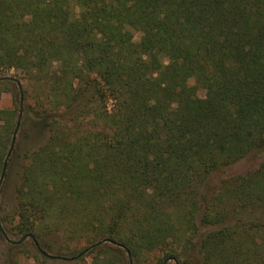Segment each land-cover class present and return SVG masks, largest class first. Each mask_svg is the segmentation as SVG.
I'll return each instance as SVG.
<instances>
[{"label":"trees","instance_id":"1","mask_svg":"<svg viewBox=\"0 0 264 264\" xmlns=\"http://www.w3.org/2000/svg\"><path fill=\"white\" fill-rule=\"evenodd\" d=\"M0 68L26 76L19 103L47 137L12 230L41 264L64 260L41 248L52 233L59 253L84 243L71 262L264 264V162L202 194L264 152V0H0ZM12 84L0 77V100ZM14 121L0 108V178Z\"/></svg>","mask_w":264,"mask_h":264},{"label":"rangeland","instance_id":"2","mask_svg":"<svg viewBox=\"0 0 264 264\" xmlns=\"http://www.w3.org/2000/svg\"><path fill=\"white\" fill-rule=\"evenodd\" d=\"M135 40L136 42L140 40V35L138 33H135ZM0 77H7L13 81V84L19 83L22 87L19 90L13 84L10 85L9 90H4L0 100V108L13 110L15 120L14 132L12 135L14 140L8 155V159L11 157V160L0 178V217L5 221V224H3V228H6L4 237L12 243L21 242L23 244L22 253H19L14 258L15 264H41L42 260L40 256L33 250L34 242L32 237L16 235L12 230L20 221L19 217H16L18 214L16 208L19 206L17 197L18 190L22 184L24 167L29 166L33 152L46 143L47 137L37 135L33 125H31L27 119L28 106L34 105V101L29 98L27 101L23 100L19 103V98H24V91L26 97H28V94L30 96V93L26 92L29 87L26 76L20 71L2 70L0 68ZM6 88L7 87H5V89ZM199 94L201 97L208 96V93L205 92H200ZM263 162L264 152L255 151L232 166L216 170L211 174L205 188L202 189V194L205 195L204 197L206 198L211 197L223 181L253 173L260 168ZM36 242L38 243V241ZM41 246L46 253L56 255L62 254L64 256V260L56 262L48 261L46 262L47 264H92V259L94 257V255L90 254L79 262H71V259L75 257L77 252L86 249L84 243L73 242L69 245V250L59 253L58 249L63 246V241L56 233L46 236L45 239L42 240ZM6 256L5 253L0 250V261L2 264H7L8 258H6ZM160 257L161 255L159 254L150 255V264H157ZM166 263L175 264L169 261Z\"/></svg>","mask_w":264,"mask_h":264}]
</instances>
